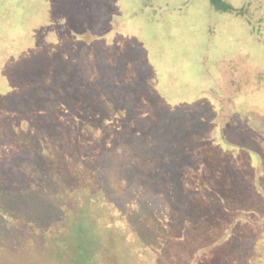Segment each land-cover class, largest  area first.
Returning a JSON list of instances; mask_svg holds the SVG:
<instances>
[{
  "label": "rangeland",
  "instance_id": "1",
  "mask_svg": "<svg viewBox=\"0 0 264 264\" xmlns=\"http://www.w3.org/2000/svg\"><path fill=\"white\" fill-rule=\"evenodd\" d=\"M67 73L71 90L61 82H68L67 76L59 80ZM102 84L109 98H114L113 109L126 117L121 134L114 127L123 123V117L111 116L102 122L101 114H107L109 107L92 102ZM50 91L64 107L46 109L55 119L52 125L57 122L63 128L60 135L70 141L68 145L72 136L80 144L89 143L85 150L92 153L84 154L101 156L89 163L92 174L100 179V163L110 169L104 179L121 205L115 206L116 217L105 215L104 239L91 230L101 248L93 255L95 264H170L157 259L148 245L151 240L139 233L138 222L155 218L166 224L177 207V186L199 190L209 186L203 180L219 182L224 195L246 201L243 191L248 188L240 182L244 178L259 198L254 211L245 214L260 223L264 215V0H0V95L51 97ZM152 101L165 111L154 107L149 112ZM41 109L37 102V108L29 109L35 118L27 119L0 104V144L5 145H0V162L15 161L19 149H34L32 141L17 132L30 129L31 121L50 124L39 118L45 115ZM182 110L189 121L191 114L200 120L201 138L207 140L201 155L197 154L199 143L185 137L169 139L167 147L162 142L165 137L158 135L160 125L155 126L154 138L138 142L131 137L134 131L148 129L147 122H135L138 115L148 113L155 120L169 111L180 121ZM70 124L74 134L69 132ZM39 141L48 158L58 157L55 153L60 148L65 153V142H48L43 137ZM139 144L157 148L145 158ZM160 147L167 153H160ZM63 156L68 160L69 156ZM165 156L171 162V175L160 172L145 183L142 158L154 159L147 164L150 168L156 163L164 169ZM182 157L187 158V169L180 165ZM193 157L197 160L191 163L188 158ZM204 157L219 170L212 166L202 170L198 163ZM60 206L71 215L80 208L62 202ZM20 213L17 219L10 218L16 230L0 237V264H66L70 256L62 244L51 235L42 238L37 226L31 233V217ZM64 225L60 220L52 227L62 230ZM236 230L241 232V227Z\"/></svg>",
  "mask_w": 264,
  "mask_h": 264
},
{
  "label": "trees",
  "instance_id": "2",
  "mask_svg": "<svg viewBox=\"0 0 264 264\" xmlns=\"http://www.w3.org/2000/svg\"><path fill=\"white\" fill-rule=\"evenodd\" d=\"M66 76L68 82L63 80L61 82L64 85L67 83L66 88L71 90L72 84L68 73L59 77V80ZM101 86V90L95 89L96 92L98 91V96H96L95 101L92 98V102L95 106L109 107V110L106 111L107 114H101L103 117L102 122L103 120L108 122V118L111 116L115 119L123 117V123L120 125L117 123L114 127L115 132L121 134V130L125 127L124 120L126 117L116 113L117 110L113 109L115 105L114 98H112V101L109 98L108 88L104 87L103 84ZM50 94H52L51 97L36 96L37 98L26 97L21 93L0 95V104L8 106L14 115L27 119L35 118L29 109L32 107L37 108V102H39L40 106L43 107L40 113L45 114L41 116L39 114V118L50 123L39 125L31 121L32 126H30V129H18L17 134L31 140L34 149H19L20 152H17L18 158L15 161L7 158L0 162V237L11 236L12 230L16 229L10 224V218L17 219L16 215H21L20 212H22V214L25 213L24 216L31 217L28 219L31 222V225H28L31 233L34 232V226H37L40 232L39 235L42 238L51 235L56 243L62 244V248L70 256L66 264H95L93 255L96 250L99 251L101 248L98 247L95 234L94 236L91 235V230H96V236L100 235L104 239L106 233L101 229L107 222L103 223L105 215L116 217L117 207L121 205H118V199L110 194L108 181L104 179L108 172L110 173V169L107 170L100 163V170L97 173L100 179H96L92 174L93 169L89 166V163L93 159L100 160L101 156L84 154V152L92 153L85 150L89 147V143L80 144L75 137L72 138L71 136V145H68L67 143L70 141L60 135L63 128L57 122L52 125L55 119L50 117L51 114H46V109L50 105L55 106L56 109H64V107H62L63 102L61 101L62 104H60L55 97V92L50 91ZM141 98L147 100V96L142 94ZM150 105V109L146 108L149 112H153L154 107L157 110L165 111L153 101ZM186 112V110H182L178 114L180 121L176 119V115H171L169 111L165 112V116L157 115L155 117L156 122L148 117V113L138 115L140 118L135 122H147L148 129L145 130L146 132L134 131L130 135L138 142H143L139 141L140 138L146 137L148 140L154 138V132H158L155 126L160 125L159 129L162 132H158V135L162 140L165 137L162 142H167V147H169V139L185 137V139H192L199 143V145L197 144V154L201 155L200 151H205L207 140L201 138L202 130H199V128H202V126L200 120L195 117V114H191V116H194L190 117L189 121ZM80 119L82 118H78V122H80ZM134 119L135 117L132 118V120ZM188 121L189 124L186 127L185 124ZM181 122L183 123L181 124ZM51 125L52 127H50ZM73 126V124H70V134L71 131L73 134L75 133ZM163 126L166 127L162 129ZM41 137L47 139L48 142L51 140L59 141L61 144L65 142L64 151L66 154L59 147L60 150L55 153L58 157L48 158L40 149L39 140ZM0 145L5 147L2 143ZM139 145L140 155L145 156V158L153 155V150L157 148L156 144L152 145V148L150 144ZM51 149L53 153V148ZM178 149L184 151L188 148L178 147ZM157 150L160 153H167L161 147ZM168 152L167 156L170 160L172 152L170 149ZM63 155L69 156L68 160H65L66 158ZM60 156H62L61 162L58 161ZM167 156L164 157L167 159V162L164 163V169H158L156 163L150 168L147 164L153 162L154 159L151 161V159L142 158V163L146 165L141 171L145 183L153 181L160 172L165 171V176L171 175L169 170L171 162L169 163ZM131 157L136 158L135 155ZM226 157L228 162L229 158L232 159L229 155ZM185 159L187 158L182 157L180 165L187 169L189 166L185 165ZM188 159L192 163V161L197 160V157ZM198 165L202 167V170L206 166H212L213 169L216 167L219 170L217 165H209L206 157L201 158ZM231 169L233 168L231 167ZM205 175H207L206 169L203 171V176ZM242 179L243 181L240 182L248 188V190L243 191L244 200L246 199V201L230 197L231 195H224L221 192L219 182L214 185L208 180H203V182L209 184L208 187L201 188L202 190L189 189L187 191L181 189L180 182L181 187L177 186V189H179L176 198L178 201L177 207H174L172 213L169 214L166 224L161 225L155 218L138 222L139 233H142L141 236L145 239L151 240L148 245H151V249L156 252L157 259L160 260L161 258L162 261L170 262V264H255L256 262L264 264V215L259 219L262 223L260 224L245 214L254 211L256 203L259 204V198L255 196L253 189L250 188V181ZM253 182L251 183L254 186ZM255 185L257 187V183ZM214 187H217V190H214ZM61 202L71 208L80 207L77 209V214H66V211L61 209ZM60 220L65 221L66 226L64 225L62 230H56L52 225L54 221L59 222ZM56 225L58 226V224ZM238 227H241V232L236 230ZM20 235L21 237L25 236L24 234ZM105 245L108 246V250H113L114 246L109 245V243ZM202 250L204 252H201Z\"/></svg>",
  "mask_w": 264,
  "mask_h": 264
}]
</instances>
